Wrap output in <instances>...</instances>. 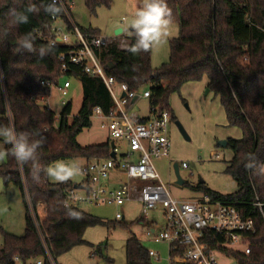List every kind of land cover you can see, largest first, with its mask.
I'll list each match as a JSON object with an SVG mask.
<instances>
[{"label":"trees","instance_id":"obj_1","mask_svg":"<svg viewBox=\"0 0 264 264\" xmlns=\"http://www.w3.org/2000/svg\"><path fill=\"white\" fill-rule=\"evenodd\" d=\"M110 1L84 0V3L94 15L100 7L109 6ZM47 2L50 0H0V29H8L7 36L0 34V125L14 127L18 133L38 130L46 138L37 150L38 181L33 178L37 173L32 163L20 166L11 155L0 163L5 184L14 183L21 192L26 221L23 235L3 230L0 264H16L17 260L29 264L38 259L43 264H58V256L85 241L87 228L105 223L96 214L66 206L67 189L74 183L51 182L46 174L47 167L59 160L109 158L111 139L82 145L78 135L92 125L94 107L100 106L106 113L113 107L105 82L84 73L79 65H74L70 74L78 77L83 86L79 112L71 116L72 102L66 101L58 117L42 102L50 92V85L58 83L61 76L58 53L63 47H55L54 52L46 50L41 58L39 48L50 44L38 31L49 32L52 16L40 9L29 13L28 23L16 26L11 23V10L23 11L30 4L39 7ZM166 3L171 21L179 25L178 35L169 40V60L154 67L152 49L133 55L128 49L135 43V37L129 34V48L121 49L116 42L104 48L102 60L106 71L131 89L148 87L149 106L168 109L173 121L176 115L169 103L170 95L180 92L187 82L208 78L206 88L220 98L228 125L239 127L243 133L241 138L229 137L226 146L233 156L225 171L234 178L237 189L225 194L208 187L204 181L193 187L216 199L246 207L257 228L250 238L251 252L222 249L240 264H264V0H166ZM57 16L72 27L65 11ZM81 28L100 32L92 26ZM26 33L36 38L34 53L17 51L18 41ZM0 140L4 142L3 137ZM4 146L5 151L11 148L5 142ZM248 164L252 167L246 168ZM257 201L263 203L261 207ZM38 207L44 210L43 218ZM210 240L216 247L224 237L213 234ZM125 251V264H152L149 249L136 234L126 240Z\"/></svg>","mask_w":264,"mask_h":264},{"label":"built area","instance_id":"obj_2","mask_svg":"<svg viewBox=\"0 0 264 264\" xmlns=\"http://www.w3.org/2000/svg\"><path fill=\"white\" fill-rule=\"evenodd\" d=\"M60 2L72 27L63 17L56 15L52 16L49 32L44 34L38 31V34L45 37L49 44L58 36L63 38L62 43L52 46L63 47L58 53L61 75H70L73 66L79 65L84 73L100 77L107 85L113 107L106 113L100 106H96L91 117L102 120V126L109 131V139L115 144L111 151L116 153V157L106 159L89 158L86 163L78 166L85 179L68 187L65 205H113L117 208L116 219L125 217L121 208L127 201L140 202L146 219L151 210L162 206L164 224L160 228L149 226L147 235L155 242L168 244L169 264H218L217 253L225 251L222 248L250 253V238L257 228L246 207L216 199L207 191L199 198L177 199L162 181L156 161L170 157V126L173 122L170 112L161 106L150 107V114L146 117L135 112L132 107L140 96L139 90L131 89L126 82H119L109 75L102 60L104 48L114 42L121 49L129 48V36L124 31L109 37L101 32L83 30L71 16L74 1ZM123 21H126L125 17ZM70 85V81L65 80L63 86L58 87L66 95ZM150 95V89L145 87L142 96L149 99ZM116 140L126 143L127 149L121 154ZM219 156L220 153L212 154V157ZM180 167L186 168L188 163L182 161ZM114 171L125 174L126 180L115 179L111 176ZM117 181L119 184L111 185ZM256 204L261 207L263 203L257 201ZM213 234L224 237V241L216 247L210 240ZM149 253L151 256H159V252L153 249ZM29 264H43V260L38 259Z\"/></svg>","mask_w":264,"mask_h":264},{"label":"rangeland","instance_id":"obj_3","mask_svg":"<svg viewBox=\"0 0 264 264\" xmlns=\"http://www.w3.org/2000/svg\"><path fill=\"white\" fill-rule=\"evenodd\" d=\"M71 16L78 25L98 29L103 35L115 37L117 28L122 27L124 34L128 25L134 18V13L142 5V0H111L109 6H102L97 14H91L87 9L84 0H73ZM126 21H123V18ZM179 33V25L172 21L168 36L163 42L152 49V64L158 67L169 60L170 45L169 40ZM65 80H69L71 85L68 94L64 95L58 86H63ZM207 77L196 82H189L183 85L180 92L170 95L169 103L173 109L176 120H179L190 140H187L180 132L176 121H173L171 130V150L170 157L156 161L157 171L162 181L167 185L173 197L183 200H191L201 197L205 191L193 186L203 180L205 184L222 193H232L236 191L237 184L234 178L225 171L227 161L232 158V150L228 147L217 145L219 140L229 137L241 138L242 130L236 126H229L225 110L220 99L214 92L205 94ZM185 86V87H184ZM202 88V89H201ZM145 87L139 90V98L133 105V110L141 116L150 114L149 99L142 96ZM84 98L83 86L80 79L74 75H61L58 83L50 85L49 94L43 99L57 116L64 106L63 101L72 102V115L79 112ZM102 120L92 117V125L85 128L79 135L78 141L82 145L97 144L107 141L109 131L101 124ZM237 135V136H236ZM123 153L127 149L124 141L116 140ZM0 151H5L4 142L0 140ZM220 153L219 157H212V154ZM7 156L0 160L4 162ZM186 161L188 167H180V173L186 180L184 185L176 183L174 163ZM72 167H78L87 162V158L76 157L68 161L59 160ZM56 163V162H55ZM54 163V164H55ZM264 171V168H263ZM115 179L123 181L126 176L123 173L114 171L111 173ZM51 182H57L49 177ZM85 175L81 172L75 174L70 181L73 183L82 182ZM119 182L111 184L116 186ZM79 208L103 218L105 223L90 226L84 233L85 241L75 246L73 252L69 250L57 258V263L66 259L69 264H125L126 251L125 242L132 234H136L148 249H153L160 253L158 257L151 256L152 264H169V246L165 242H155L147 235L148 223L142 219L145 215L141 210V203L131 200L121 208L125 217L116 221L115 214L117 208L113 205H96L83 203ZM40 218L44 216L42 207H38ZM32 213L37 217L35 211ZM149 217L156 220L158 227L164 223V209L158 206L149 212ZM3 230L23 235L26 230L25 208L19 188L11 183L6 185L0 175V247L4 243ZM77 247V248H76ZM72 249V248H71ZM70 249V251H72ZM235 251V249L230 248ZM69 253V254H67ZM67 255V256H65ZM218 264H240L235 258L227 255L225 251L217 253ZM35 262V261H33ZM16 264H24L17 260Z\"/></svg>","mask_w":264,"mask_h":264},{"label":"clouds","instance_id":"obj_4","mask_svg":"<svg viewBox=\"0 0 264 264\" xmlns=\"http://www.w3.org/2000/svg\"><path fill=\"white\" fill-rule=\"evenodd\" d=\"M40 9L50 16L59 15L64 11L60 0H50V2L41 3L39 7L30 4L23 11L12 9L11 23L16 26L26 24L29 22V13L38 12ZM171 22V10L168 8L166 0H142V5L136 9L134 18L128 25V29H126L135 37V43L130 46L128 51L133 55H139L141 52H148L159 46L168 36ZM0 34L7 36L8 29H0ZM35 39L32 33L24 34L18 41L17 51L36 52ZM62 42L63 38L58 36L50 45L41 46L39 48V56L43 58L46 50L54 52L55 47L52 46ZM31 136H39L40 138L30 139ZM0 137H3L5 143L11 145V148L7 151H0V160L4 159L5 156L11 155L20 166L32 163L37 173L33 178L38 181L37 150L42 147L46 138L38 130L33 133H18L14 127L6 125H0ZM245 167L250 168L252 165L248 164ZM79 171L78 167H72L63 162H56L54 165L47 167L46 174L57 182H67Z\"/></svg>","mask_w":264,"mask_h":264},{"label":"water","instance_id":"obj_5","mask_svg":"<svg viewBox=\"0 0 264 264\" xmlns=\"http://www.w3.org/2000/svg\"><path fill=\"white\" fill-rule=\"evenodd\" d=\"M123 32V28L122 27H120V28H117L116 29V31H115V34L116 35H119L120 33H122ZM108 65H110V66H113V63H109ZM207 91H209V89L207 88ZM125 93H123V95H124ZM176 124H177V126L179 127V130H180V132L183 134V136L187 139V140H189L190 139V136L188 135V133H187V131L185 130V128L183 127V125L181 124V122L180 121H176ZM227 139H223V140H219L218 141V145L219 146H222V147H226L227 146ZM114 146H115V144H114V142L112 141L111 142V148L113 149L114 148ZM110 156H112V157H116V153H115V151H111V153H110ZM174 170H175V174H176V183L177 184H180V185H184L185 183H186V180L182 177V175H181V173H180V163L179 162H175L174 163ZM201 181H203V180H201ZM75 186H77V187H79L80 185L79 184H75ZM236 262V261H235Z\"/></svg>","mask_w":264,"mask_h":264},{"label":"crops","instance_id":"obj_6","mask_svg":"<svg viewBox=\"0 0 264 264\" xmlns=\"http://www.w3.org/2000/svg\"><path fill=\"white\" fill-rule=\"evenodd\" d=\"M123 31H124V29H123ZM190 82H196V81H190ZM187 83H189V82H187ZM207 83H208V78H207ZM186 84V83H185ZM207 85V84H206ZM185 87V86H184ZM202 89V88H201ZM210 91H207V88H206V91H205V94H207V93H209ZM216 97H218V96H216ZM219 98V97H218ZM220 99V98H219ZM144 117H146V116H144ZM177 121V120H176ZM179 121V120H178ZM237 136V135H236ZM190 140V139H189ZM218 144V143H217ZM220 147H222V146H220ZM231 156H233V151H232V155ZM2 163V162H1ZM174 166V165H173ZM187 168V167H186ZM128 202V201H127ZM125 205V204H124ZM124 205H123V207H124ZM147 220V223H148V227L149 226H152V227H156V228H160L161 226H159L158 227V225H156L157 224V221L156 220H152V219H150V217L148 218V219H146ZM164 222H165V216H164ZM151 238V237H150ZM162 243V242H161ZM77 246V245H76ZM75 248V246L71 249L72 251H70L69 250V252H73V250H76V249H74ZM77 248V247H76ZM150 250V249H149ZM67 254H69V253H67ZM159 255H160V253H159ZM65 256H67V255H65ZM59 264V263H58ZM60 264H69L67 261H66V259H63L62 261H60Z\"/></svg>","mask_w":264,"mask_h":264}]
</instances>
